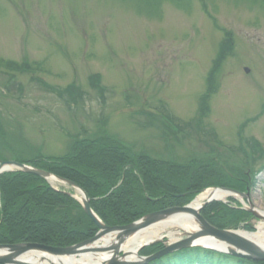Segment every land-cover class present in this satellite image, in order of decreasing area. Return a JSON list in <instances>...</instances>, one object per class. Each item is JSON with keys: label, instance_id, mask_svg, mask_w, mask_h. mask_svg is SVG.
Returning a JSON list of instances; mask_svg holds the SVG:
<instances>
[{"label": "rangeland", "instance_id": "1", "mask_svg": "<svg viewBox=\"0 0 264 264\" xmlns=\"http://www.w3.org/2000/svg\"><path fill=\"white\" fill-rule=\"evenodd\" d=\"M227 40L232 53L211 74ZM100 137L166 164L243 179L247 198L204 209L216 217L218 207L238 206L248 216L230 230L256 231L264 224L249 212H264L261 1L189 0L186 10L163 2L148 14L142 0H0V162L32 167L36 157H64L75 141ZM156 245L149 256L163 244L145 247Z\"/></svg>", "mask_w": 264, "mask_h": 264}, {"label": "trees", "instance_id": "2", "mask_svg": "<svg viewBox=\"0 0 264 264\" xmlns=\"http://www.w3.org/2000/svg\"><path fill=\"white\" fill-rule=\"evenodd\" d=\"M260 1L264 5V0ZM163 2H169L180 10L189 7V0H142V8L153 14ZM231 53L232 45L227 40L213 62L211 74ZM24 67H27L26 64H22ZM24 69L30 70L28 67ZM212 80L210 75L209 91ZM67 93L72 95L74 91L70 89ZM204 101L202 97L201 113L207 108ZM164 119L174 126L169 117ZM15 160L23 162L19 158ZM28 164L79 186L86 193L91 210L108 227L126 226L146 214L184 206L204 188L246 190L243 179L238 183L232 182L209 167L199 172L197 168H188V165L166 164L135 153L130 146L107 137L83 138L75 141L64 157L39 156ZM210 207L202 211V216L220 230L235 229L243 217L248 216L238 206L236 210L220 206V212L215 217L213 213L216 211ZM96 232V226L80 205L68 194L51 189L42 178L20 171L0 175V245L39 244L67 248L91 239ZM161 248L160 245L144 248L140 254L149 256ZM148 264L264 262L246 261L192 248L165 255Z\"/></svg>", "mask_w": 264, "mask_h": 264}, {"label": "water", "instance_id": "3", "mask_svg": "<svg viewBox=\"0 0 264 264\" xmlns=\"http://www.w3.org/2000/svg\"><path fill=\"white\" fill-rule=\"evenodd\" d=\"M245 72H248L247 69H245ZM12 170H17L27 174L35 175L37 177L44 179L48 183H51L50 181H55L54 183L60 184L62 186L70 187L75 192H78L82 200L80 199H76V200H78L79 204L81 205L84 214L96 226L98 232L92 239L67 248H54L39 244L0 245V264H33V263L21 262L17 259L18 257L31 252H40L50 255L52 257H62V256L78 257L80 255L89 254V253L99 254V253L109 252L112 254V257L104 264H148L166 254L177 252L183 249H191V248H202L216 253L229 255L234 258H240L254 262H264V250L256 247L254 243L250 242L249 240L245 239L243 236L239 235V233H237L239 231L219 230L212 227L210 224L206 222V220L200 215L199 212L202 211L207 204H209L208 202L204 203L199 208L198 212H194L191 210L190 208V205L192 204L191 203L183 207H174L163 211L148 214L126 226L108 227L105 226L99 220V218L93 213V211L89 206V201L86 193L76 184L67 181L65 179L56 177L45 171L32 168L30 166L20 164L14 161L0 162V174ZM223 191L228 192L231 197H233V194L234 195L237 194L242 198L248 197L247 194H241L234 190L223 189ZM178 212L192 213L197 223L199 224L200 229L193 234H182V237L176 240L175 242L170 243L167 237L165 238L163 237L162 239L144 244L138 249V251H140L144 247L151 246L154 244H160V243L163 244V249L160 252L153 254L149 257L137 256L136 262L130 263L123 260L126 258V256L124 253H121L120 248L126 238L159 222L164 216ZM249 212H251L253 217L264 220V217L257 215L254 211L249 210ZM250 227L252 228L251 225ZM109 235H115L116 245H113L112 247H108L106 249H101V248H96L95 250H93L92 248L85 249V247L91 246L100 239H102L104 236H109ZM199 237H210L219 244H221L225 249L223 248L216 249L209 247L207 245L196 244V240ZM47 264H51V263H47Z\"/></svg>", "mask_w": 264, "mask_h": 264}, {"label": "bare ground", "instance_id": "4", "mask_svg": "<svg viewBox=\"0 0 264 264\" xmlns=\"http://www.w3.org/2000/svg\"><path fill=\"white\" fill-rule=\"evenodd\" d=\"M164 118V117H163ZM55 182V181H50ZM208 188L203 189L196 198L193 200L190 208L194 212H198L199 208L206 202H225L230 198V194L226 191H223L222 188ZM77 193L78 199H81V196ZM237 194H233V197H237ZM260 216L264 217V212H259ZM208 223V222H207ZM209 224V223H208ZM264 224H260L256 227V231L247 233V232H237L239 235L243 236L245 239L254 243L256 247L264 250ZM200 229L199 224L194 218L192 213L189 212H178L172 213L170 215L164 216L159 222L151 225L150 227L143 229L130 237L126 238L122 244L120 251L124 253L126 258L123 259L127 262H136L137 255L139 253L138 249L144 244L162 239L167 237L169 242H175L176 240L182 237V234H193ZM196 244L207 245L216 249H225L221 244L216 242L210 237H199L196 240ZM116 245L115 235L104 236L102 239L97 241L95 244L85 247L106 249ZM112 257V254L109 252L104 253H94V254H83L78 257H52L50 255L40 253V252H31L26 253L17 259L21 262L33 263V264H104Z\"/></svg>", "mask_w": 264, "mask_h": 264}]
</instances>
